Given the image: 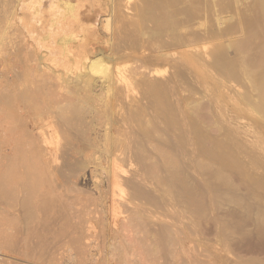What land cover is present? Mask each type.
Here are the masks:
<instances>
[{
  "label": "bare ground",
  "instance_id": "1",
  "mask_svg": "<svg viewBox=\"0 0 264 264\" xmlns=\"http://www.w3.org/2000/svg\"><path fill=\"white\" fill-rule=\"evenodd\" d=\"M0 1V5L2 4L1 6L4 8L1 10L2 8L0 7V16L6 15L4 18H7L9 13H6L8 10L5 8H8L7 6L9 5L11 6V2H13L12 4L17 3L15 2L17 0ZM116 1L119 2L116 3ZM110 2L115 5L111 7V13H107L108 16H106L104 7L102 4H98L100 7L99 13L95 16L92 23L89 20L85 21L81 16L80 9L85 5L77 6L72 3H66L65 6L71 20L74 23L77 22L79 14V21L81 22L79 26L81 28L87 26V28L93 29V35L96 37L102 38L99 31V28H102V32L107 34L108 41L112 44L111 53L108 55H105V52L99 47L89 43L85 36L81 38L83 46L80 53H74L71 47L68 46L71 41L76 40V37L72 35L71 38L60 40L64 42L67 52V57H63L60 50L54 46L56 41L53 30H58V27H56L57 22H52L47 38H39L36 35V31H39L35 23L42 22L44 18L45 8L41 0H28L25 3L19 4L18 8L20 7V9L17 11L19 17L16 13H12V16L9 15V23L11 22L14 25L16 23L23 29L26 40L23 37L22 39L25 41H22L26 43L30 42L28 50L30 52V49H32L31 55H29L33 58V62L35 61L36 50L47 52V54L44 53L42 55V58L50 55L53 59L51 65L43 63L44 65L42 66L39 63L40 68L38 69V73L46 74L43 77V82L46 83L47 90H45L44 86L39 85L35 88L19 90L8 98L5 119L13 124L12 130H16L15 132L17 133L18 130L15 128L14 123L19 122V138L16 137L15 146H13L12 150H9V152L12 151V156L6 157L8 173L0 176V197L5 201L3 206L9 207V209L12 208L14 211L16 210L19 212L17 214L19 216H13L12 220L8 219L9 217L3 214L8 209H3V206L0 204L2 206L0 209V253L10 251L11 249L9 248L13 244L15 245V243L18 245L17 240L15 243H13L14 240L11 241L13 235L10 233L11 230L14 232L16 226L17 228L20 226L18 229L23 230L27 224L26 229L27 227L30 228L29 231H27L28 229L26 230L28 239H36L37 232L36 237L29 233L31 230H40L38 227L35 229V226L38 225V222H42L40 221V218H42L40 216L43 214L44 209H46L48 197L50 195L54 196L62 188L65 189L66 184L72 179H81L83 189L77 187L80 193L75 192V195L77 194L80 200L83 199L81 195H84L85 199L87 198L86 202H84V199L82 202L80 201L83 204L86 203L87 205V201L93 202L97 206V209H92L94 212L100 209L96 213L101 212L105 214L109 212L107 210L109 207L117 215L120 206H123V202L130 204L129 206H135L134 211L137 210L138 213L128 218V224L132 226V229L134 228L135 232H139L140 237L144 233L145 242L143 241V237H141L142 239L140 238L144 243L147 241L152 242L153 240L151 241L149 238L153 239L152 237L155 236L154 238L162 239L161 241L164 246L167 236L173 239L175 238V234L172 235V233L177 232L181 236H184L185 239L189 238L191 240L190 236H193L191 242H195L197 247L194 248H198L201 245L200 229L202 228L203 221L209 217L210 221L206 219V224L208 221V224L211 226L210 231L214 236L216 234V239L214 240L218 238L219 241L217 243L219 242L218 245L220 244L221 247L220 253L216 254L215 257L211 254L212 257H210L215 260L216 264L220 262V264H227V262L229 264H264L263 260L254 259L257 255L252 257L253 259L251 257L250 259H244L243 257L233 259L231 257L232 255L234 257V253L237 256L239 250V246L237 245L238 247H235L237 250L234 252L232 248V244L234 245L235 243L234 241L239 240V242H242L240 239L247 236H251L250 238L252 239V235H254V238L257 237L256 239L258 240L264 236V34H262V37L258 32L256 33L258 35L257 38L254 36L256 28L261 30L263 27L264 29V0H111ZM251 4L253 5L250 6ZM236 5L238 8L235 7ZM56 8L59 10V6ZM56 8L54 5L50 6L49 13L53 15ZM4 11L5 14L1 15ZM12 11L16 12L15 10ZM4 18L2 19L4 20ZM2 19L0 18L2 22L0 23V27L8 23V18L4 21ZM99 21H101L100 27L97 25ZM12 24L10 30H12V26L14 27ZM6 26L4 25L0 31L7 33L4 30H9V25ZM238 28L250 29L249 32H253L252 29H254L255 32H253L252 36H250L252 34L250 32L251 34H248L249 37H245L247 34L244 32H249L244 30V32L239 31L241 34H245H243V37L246 39H243V41L237 39L238 42L235 38L234 40L237 42L233 44L231 42L233 39L231 38L236 35L234 34L235 29V33L239 35V32H237ZM18 29L19 27H17V31H19ZM2 34H0V37L3 39L5 34L1 36ZM7 35L8 33L6 34V39H4L6 41ZM25 35L22 33L21 36ZM1 38L0 41H2ZM9 38L12 37L9 36ZM4 40L3 42H5ZM44 42L49 47L44 45ZM255 45H259L260 47L257 48ZM254 46L260 50L253 49ZM232 47L236 50H234L235 52L233 49H230ZM252 49L257 52L254 54L250 53ZM228 51L233 56L237 53L236 57L230 56ZM29 52L26 53V56ZM32 53L34 54L33 57ZM30 56L28 57L29 59ZM205 56L208 59L206 60L207 63L210 62L209 68H216V73L226 76L230 83L235 81V83L243 84L242 86L245 88L240 90L241 92L243 91L242 93L237 91L232 92L230 100L234 106L233 108L229 107V110H231L230 108L234 109L238 119L241 117V114L244 115L242 117H247L249 114L250 116L251 114L255 115V118L251 116L256 123L255 128H253L254 126H250L253 128V131L249 132L251 134L246 136L243 134L244 131L241 130L244 135L243 137L249 138L248 140L246 139L249 145H246L244 142L241 143L235 137L237 134L235 136L232 134L234 132L231 131V128L228 131V123H222V125L228 126L227 132L217 126L219 124L217 121H220L219 119L222 115L219 116L217 114L219 112L216 111L220 109L219 105L222 107L223 105L227 106V104L221 103L223 102V98L220 96L221 93H219L220 95H211L213 93L209 89V87L213 86L211 82H209L211 86L205 88V90H211L208 91L210 94L207 92L211 97V102L206 99L207 104L205 103V106H208V102L219 104L218 106L216 105L218 110H212L215 107L212 108L211 106L210 110L219 117V119H216L214 116L212 118H215L216 121L214 120V122L218 123L217 125L214 123L213 126L216 125L217 129L219 128V130H222H220L221 132H225L224 134L221 133V135L219 131L216 132L214 130L215 127L210 126L212 122L208 124L207 118L202 116V112H200V110L203 111L202 106L203 109L208 111L207 107L204 108V103H201L200 99H198L201 105L198 101L194 100L197 99L196 97L200 88H197L198 91L196 92L197 84L195 83L194 92L192 89L194 85L188 80L189 77H187L189 83L186 84L189 85L191 83L192 90L188 89L190 87L186 84L184 85V74H201L202 71H209L207 69L204 70L207 68L205 66ZM28 62L32 63L30 60ZM130 62L133 64L132 67L130 66ZM26 65L27 68L25 67ZM69 65H72V70L81 72L72 74L69 71L70 73L63 75L62 72L57 73L52 69V67L58 68ZM24 67L26 68V73L24 74L28 72L31 74L27 63H25ZM192 69H195V71ZM171 70L178 73L174 74ZM18 71L15 73H20ZM211 71L212 68H210L209 74ZM47 74H56L52 78H56V81L51 82ZM192 76L194 77V75ZM216 76L218 75L216 74ZM193 77L192 81L197 80L195 77L193 80ZM198 78L202 79L201 77ZM208 80L205 81L208 82ZM217 80L215 81L214 79L215 82H218ZM199 81L198 84H200ZM184 86L188 87H186L188 91L190 90L197 95L187 96V94H193L192 92L188 93L187 89L184 90ZM201 86L198 85V87ZM242 86L240 87L242 88ZM225 88L222 87L224 92L228 87ZM232 88L235 91V88ZM228 92L230 94L229 90ZM199 95H201V91ZM203 95L205 97L208 96L207 94V96L205 94L201 96ZM204 96L201 99H204ZM196 102L201 106V109ZM226 108L228 110V106ZM221 109H223V113L226 112L224 110L225 106ZM206 111H203V114ZM209 113L211 112L209 111ZM212 115L214 114L212 113ZM226 115L223 114L222 118L226 117ZM233 116L231 112L230 117L234 120ZM227 117L229 120V116ZM222 125L220 123V127ZM32 126L34 130L38 131V135L35 136L29 130ZM237 130L236 132H238ZM240 140L242 141V138ZM246 140L243 141L246 142ZM239 155H243L246 159H240ZM70 159L74 161L71 162ZM247 159L248 161L246 162ZM2 165L0 166L1 168L3 167ZM259 171L262 172V175L253 174ZM217 182L218 184H227L230 188H223V190L219 188L221 184L217 185ZM73 188L72 186V188L66 189L64 194L70 196V193L74 192ZM226 194L231 195V199H228L230 200V204L233 205H230L229 209L226 208L228 210V217L222 216L221 213V216L215 214L218 208L221 209V200ZM60 195L59 197L62 199ZM85 195H89V198ZM73 198H75V200L73 199L74 201L78 199L75 196ZM228 199H223L224 203L227 201L226 205H229ZM69 203H66V205ZM77 203L81 205L78 201L74 203V207L77 206ZM83 204L81 205L82 209H87L88 205ZM158 206H163L164 208L172 207V212H169L174 215L176 225H169V227L159 225L157 228L156 224L148 222L150 218L153 219L155 215L153 209L159 208ZM1 210L4 211L2 212ZM92 210H90V213L88 211V215L91 212L93 213ZM125 211L123 214L126 213ZM131 212L132 214L134 213L133 208ZM171 217L173 223V216ZM90 218H87V220H91ZM22 223H26L24 227L21 226ZM204 226L203 229H205ZM129 227L124 228L123 226L124 229ZM32 231L31 233H34ZM141 231L143 233H140ZM20 233L22 232L20 231ZM16 235L15 237L18 236ZM29 236L32 238H29ZM250 238H247L249 242L251 241ZM18 239L20 238L18 237ZM157 239L154 240L157 241ZM25 240L28 243V240ZM243 240L245 242V239ZM31 241L32 244H35L34 240ZM31 241H29L30 244ZM141 241L140 243L137 242L143 245L144 243H141ZM208 241L211 240L208 239ZM262 241L261 238L258 242ZM71 242L73 244V241ZM251 242L253 243V241ZM27 243L25 245H28ZM152 243L149 244L152 246ZM154 243V246L156 245L157 247V242ZM171 243L168 242V244ZM133 244L136 245V243ZM159 245H161V242ZM65 247L64 249L68 251ZM70 247L68 248L70 249ZM29 248H32V246H29ZM160 248L158 251L161 250ZM131 250L130 252L134 251ZM11 251H13V247ZM57 251L59 252V248ZM57 251L56 253H58ZM143 251L145 252V250ZM182 251L184 252L185 250ZM133 253L135 254V252ZM231 253L230 258L235 260L232 261L234 263L228 261L226 257L227 254L229 256ZM126 254L128 253L126 252ZM134 254L131 257H134ZM150 255L151 257L153 256V254ZM42 256L44 257V255ZM123 257V260H125L126 256ZM154 257L156 258V256ZM206 257L208 258V256H204L205 259H207ZM197 258H195L196 260L193 259V264H201ZM114 260L116 259L114 258ZM128 260L131 259L129 258ZM217 260L219 261L217 262ZM165 261L164 264H172L168 259H165ZM174 262L177 261L175 260ZM215 262L212 264H215ZM66 263L69 264V262ZM120 263L124 264L123 262ZM141 263L143 262L141 261ZM48 264H50V261Z\"/></svg>",
  "mask_w": 264,
  "mask_h": 264
},
{
  "label": "rangeland",
  "instance_id": "2",
  "mask_svg": "<svg viewBox=\"0 0 264 264\" xmlns=\"http://www.w3.org/2000/svg\"><path fill=\"white\" fill-rule=\"evenodd\" d=\"M13 1V0H12ZM19 1V2H18ZM28 0H17V1H15V2H17V3H14V4H18L17 5V7H15L16 5H14V4H12L13 2H11V6L9 5V6H7L8 8H5L6 10H8V12L6 11V13H9V15H11L12 13L14 14V13H16V15L19 17V13L17 12V11H19V9H20V7L18 8V6H19V4H22V3H25V2H27ZM42 1V3H43V7L45 8V13H44V18H43V21L42 22H36L35 23V26H36V28L38 29V31L39 32H37L36 31V35H38L39 36V38H41V39H43V38H47L48 37V35H49V33L50 32H48L49 31V29H50V27L52 26V22H57V25H56V27H58V30H53V34H54V38H55V41H56V43H55V47L57 48V49H59L60 50V52H61V54L63 55V57H67V52H66V48H65V44H64V42H62V41H60V40H65V39H68V38H71L72 37V35H74L73 37H76V40L75 41H71L70 42V44H68V46H70L71 47V50L74 52V53H80V51H81V48H82V46H83V42H81V38L82 37H86V39H87V41H89V43H92V44H94L95 46H97V47H99L100 49H102L104 52H105V55H108V54H110L111 53V43L108 41V37H107V34L105 33V32H102L103 30H101L102 28H99V31H100V34H101V36H102V38H98V37H96L95 35H93V29H89V28H87V26H84L83 28H81L80 26H79V24H81V22L79 21V14H78V20H77V22H73L72 20H71V18H70V15L68 14V12H67V9H66V3H72V4H75V5H77V6H82V5H85V6H82V8L80 9V12H81V16H82V18L86 21V20H89V22L90 23H92L93 22V19L95 18V16L99 13L98 11H99V9H100V7L98 6V4H102V6L104 7V10H105V12H106V16H108V14H110L111 13V11H112V8L111 7H113V6H115L114 4H112V2H110L109 0H82V2L84 3H82L81 2V0H41ZM1 2V1H0ZM81 2V3H80ZM119 1H116V3H118ZM133 3H135L134 1H133ZM250 3H252V2H250ZM81 4V5H80ZM2 5V4H1ZM0 5V7L2 8L1 10H3L4 8L2 7ZM13 5V6H12ZM52 5H54V7L56 8L57 6H59V10L56 8L55 9V11H54V14L52 15V14H50L49 13V8H50V6H52ZM253 4H251L250 6H252ZM10 7V8H9ZM15 7V8H14ZM236 8H238L237 7V5L235 6ZM248 7H249V4H248ZM11 8H14V9H11ZM1 10H0V13H1ZM12 10H15L16 12H14V11H12ZM236 10H238V9H236ZM10 11V12H9ZM126 12V11H125ZM3 13V12H2ZM108 13V14H107ZM5 14V11H4V13L3 14H1V15H4ZM47 14V15H46ZM126 14H127V12H126ZM125 14V15H126ZM9 15H7V18H4L5 16H0V18L2 19V18H4V20L5 19H7V22L9 23ZM124 15V16H125ZM12 16V15H11ZM10 16V17H11ZM21 16L23 17V15L21 14ZM105 16V17H106ZM128 17V16H127ZM130 18V17H129ZM52 19H53V21H52ZM102 19V18H101ZM3 19H2V21H4ZM100 20V19H99ZM6 22V21H5ZM100 22L101 21H99L98 23H97V25L100 27ZM0 23H2L1 22V20H0ZM5 23V24H3V26L5 25V27H7L6 25H9L8 26V29L9 30H7V29H5V27H4V31H7V33H8V35L10 36V37H12V38H9V36L7 35V41L6 40H4V39H6V32L4 33L3 31L1 32L0 31V34H2L1 36H3L4 34H5V37L3 36V39L1 38V40L2 41H0V166H1V164H3L2 166V168L0 167V176H2V175H4L5 173H8V167L6 166V162H7V156H12V151L11 152H9V150H12V148H13V146H15L14 144H15V141H16V137H18L19 138V122H17V123H14V125H15V128H17V130H18V133L17 132H15V131H13L12 129H13V124L12 123H10L9 121H7L6 119H5V115L7 114V104H8V98H9V96H11L13 93H15V92H17V91H19V90H24V89H26V88H35L36 86H39V85H42V86H44V88H45V90H47V86H45V82H43V77L46 75V74H39L38 73V69L40 68L39 67V63L43 66L44 64L45 65H51L52 63H51V61H52V57L50 56V55H48L47 57H45V58H42L43 56V54L45 53V54H47V52L46 51H43V52H39L38 50H36L35 51V53H34V51H33V53L35 54V61L33 62V58H31V51H32V49H30V52H29V43L30 42H23V41H25L26 40V35H25V33H24V31H23V29L18 25V24H16L15 22V25L14 24H12L11 22V24L12 25H14V27L12 28L11 27V29L12 30H10V26H11V24L9 23ZM49 25V26H48ZM78 25V26H77ZM116 25V24H115ZM114 25V26H115ZM1 26H2V24H1ZM2 26V27H3ZM2 27H0V29H2ZM15 27H16V30H15ZM17 27H19V31H17ZM95 27V26H94ZM96 28V27H95ZM14 29V30H13ZM237 29V28H236ZM236 29L234 30V34H236L235 36H233L231 39H235L236 38V40L238 39L239 41H243V39H246V38H244L243 37V34L245 33V34H247L245 37H249V35L248 34H251L250 36H252L253 35V32H255V30H256V32L254 33L255 35L254 36H256V38H257V36L258 35H256V33H258L259 32V35H261L262 36V34H264L263 32H264V29H263V27L261 28V30H263L262 32H261V30H259V29H252L253 30V32H249V30H245V29H239V30H237V32H239V31H242V32H244V31H248L249 33H246V32H244V33H242L241 34V32H239V35H237L238 33H235V31H236ZM20 30H22L21 32L23 33V35H25V36H21L22 35V33L20 32ZM244 30V31H243ZM9 31V32H8ZM12 32V33H11ZM55 32V33H54ZM104 33V34H103ZM11 34V35H10ZM13 34V35H12ZM244 34V35H245ZM21 36V37H20ZM253 36V37H254ZM24 37V38H23ZM260 37V36H259ZM263 37V36H262ZM14 38V39H13ZM18 38H20V39H18ZM25 39V40H23V39ZM242 38V39H241ZM255 38V37H254ZM12 39V40H11ZM230 39V40H231ZM3 40L5 41V42H3ZM23 40V41H22ZM233 40H231V42L234 44L235 42H237V41H235L234 40V42H233ZM60 41V42H59ZM238 41V42H239ZM25 43H26V45H25ZM225 44H228V43H225ZM44 45H47V47H49L48 46V44H45V42H44ZM224 45V44H223ZM255 46H257V48L258 47H260L259 45H255ZM255 46L253 47V49L255 48ZM211 47V46H210ZM257 48H255V50L257 49ZM230 49H233V51L235 50L233 47L232 48H230ZM253 49L251 50V52L250 53H255V52H257V51H259L260 49H257V51H253ZM35 50V49H34ZM231 51V50H230ZM230 51H228V54L230 55ZM236 51V50H235ZM234 51V52H235ZM27 52H29L28 53V55L30 56V59L28 58L29 56L27 55L26 56V53ZM32 53V57H33V54ZM231 53H233L232 51H231ZM235 54V53H234ZM237 54V53H236ZM235 54V55H236ZM233 56V54L232 55H230V56H232L233 58L234 57H236V56ZM27 58H26V57ZM41 58V59H40ZM205 61L206 60H208L207 59V56H205ZM24 59V60H23ZM39 59H40V61H39ZM31 61L32 63L30 64V62H28V61ZM47 61V62H45V61ZM211 61V60H210ZM23 62V63H22ZM209 62V61H208ZM25 63H27L28 64V70L29 71H31V74H30V72H28L27 74H24V73H26V68H27V65L24 67V65H25ZM44 63V64H43ZM132 63H134V62H132ZM130 64H131V62H130ZM129 63H128V65H130ZM179 64H180V62H179ZM179 64H177V66L179 65ZM206 65L205 66H207V68H205L204 70H206L207 69V71L208 72H206V71H202L201 72V74H182L184 77V85L186 84V83H189V81H191V83H192V85H194L193 86V91L195 90L194 88H195V85L197 86L196 87V89L197 88H200V91H201V95L202 94H207L208 96H209V92L208 91H211V95H213V96H215V94L216 95H220L219 93H221V97L223 98V102H221L222 104H227V106H228V110H227V106L226 105H223L222 107H221V105H219V107H220V109L221 108H224V106H225V109L224 110H226V112H224L223 113V109H217L216 107L218 106L217 104H212V103H209V102H211V100H210V96L208 97L207 95V97H205L204 95V99H201V98H203V96H201V95H199V93H200V91H198V89L196 90V92L198 91V95H197V99H194L195 101H198V99H200V102L201 103H204V108L205 107H207V110L208 111H206L205 109H203V106H202V110L203 111H206V112H204V114H206V115H204L203 114V111H201L200 110V112H202L201 114H202V116H204V117H206L207 118V120H208V124H210L211 122H212V124H210V126H213V124L215 123L214 122V120L216 121V119H219V117H218V115L220 116V115H222L223 116V114L224 115H226V114H228V115H226V117L224 116L223 118H225V119H223L222 118V116L220 117V121H217L215 124L217 125V126H219V128H222V130L223 131H226L227 130V128H228V126H229V128H228V131H230L229 129L231 128L232 130V132H234V133H232L234 136L237 134V135H239V136H235L236 138H238V140L242 143V142H244V143H246V145H249L248 143H247V140L249 139V138H244L243 136L244 135H246V136H248V135H250L251 133H249V132H251V131H253V128H255V126H256V123L254 122V119L253 118H255L254 116L255 115H252L251 114V116L253 117H251L250 116V114H249V116H247V117H242V116H244L243 114H239L241 117L238 119V117L236 116L237 114L234 112V109H232L233 108V102L230 100V95H232L234 92H240V93H242L240 90H243V89H245L242 85L243 84H241V83H238V82H236L235 83V81H233L232 83H230L228 80H227V78H226V76H224V75H222V74H219V73H216L217 72V69L216 68H213V67H210V68H212V71H211V73L210 74H212L214 71V73L212 74V75H210L209 74V72H210V68L208 67V65L210 64V62L209 63H207V61H206V63H205ZM132 65L133 64H131L130 66L132 67ZM134 65H135V63H134ZM136 65H138L137 63H136ZM20 66V67H19ZM22 66V67H21ZM30 66V67H29ZM15 67V68H14ZM133 67H136V66H133ZM178 67H180V65L178 66ZM25 68V69H24ZM23 69V70H22ZM52 69L55 71V72H62V74L63 75H67L68 73H70V72H72V74H78V73H80L81 71H75V70H72L73 68H72V65H69V66H63V67H58V68H54V67H52ZM213 69H215L214 71H213ZM19 70V71H18ZM22 70V71H21ZM27 70V71H28ZM193 71H195V69H192ZM20 72V73H15V72ZM25 71V72H24ZM34 73H33V72ZM70 71V72H69ZM74 71V72H73ZM22 72H23V75H22ZM82 72H84V70H82ZM171 72L172 73H174V74H177L178 72L177 71H174V70H171ZM177 72V73H176ZM204 72H205V75H206V73H208L206 76L204 75ZM215 74V75H214ZM216 74L218 75V76H216ZM20 75V76H19ZM48 75V78H49V80L51 81V82H53V81H56V78H54V79H52L53 77H55V75L56 74H47ZM187 75V76H186ZM192 75H194V77L197 79V80H194V77L192 76ZM197 75H199V76H197ZM211 76V77H209V76ZM222 75V76H221ZM17 76H19V77H17ZM185 76H186V78H185ZM22 79H21V78ZM66 77V76H65ZM169 77V76H168ZM187 77H191L190 79L188 78V80H187ZM192 77H193V80L194 81H192L191 79H192ZM198 77H201L202 79H205V80H207V79H209L208 80V82L207 81H205V80H202V79H200V78H198ZM215 77V78H214ZM220 77V78H219ZM19 78H20V80H19ZM46 79H47V77H45ZM210 79H212L211 81H210ZM214 79H215V81H216V79H218L217 81L219 82L220 81V85L218 84V82H215L214 81ZM221 79H222V81H221ZM224 79V80H223ZM48 80V79H47ZM187 82H186V81ZM200 80V81H199ZM197 81V82H196ZM198 81L200 82V84L202 83V84H204V85H200V84H198ZM212 81H214V82H212ZM207 82V83H206ZM209 82H211V83H209ZM221 82H222V84H224L223 86H222V84H221ZM228 82V83H227ZM183 83V82H182ZM182 83H181V86H182ZM190 83V84H191ZM196 83V84H195ZM209 83V84H208ZM217 84V86H216V84ZM231 84V86H230V84ZM187 85V86H189L190 88H188L187 86H184V90L185 89H191V86L192 85ZM213 85V86H211V85ZM232 84H234V85H232ZM236 84V85H235ZM198 85L199 86H201V87H198ZM208 85V86H207ZM204 86V87H203ZM207 86V87H206ZM209 86H211V88L209 87ZM221 86V87H220ZM240 86H242V88L240 87ZM187 87V88H186ZM209 87V89H211V90H208V89H206L205 90V88H208ZM217 87V88H216ZM222 87L223 88H225V87H228L227 88V90L224 92L223 91V89H222ZM232 87H234L235 88V91H233L234 89L232 88ZM182 88H183V86H182ZM212 88H214V89H212ZM215 88H216V92H215ZM219 88V89H218ZM188 89L186 90L188 93L190 92H192V91H188ZM191 89V90H192ZM217 89H218V91H217ZM226 89V88H225ZM224 89V90H225ZM237 89V90H236ZM204 90V91H203ZM228 90L230 91V94H229V92H228ZM239 90V91H238ZM185 91V92H186ZM204 93H203V92ZM195 92V91H194ZM194 92H192V94L193 95H191V94H187V96H194L195 94H194ZM206 92V93H205ZM209 94H208V93ZM233 92V93H232ZM218 93V94H217ZM224 94H226V96H224L223 97V95ZM184 96H186V95H184ZM195 97H193V98H195ZM221 98V99H222ZM206 99H207V101H209L208 102V106H205V103H206ZM202 100V101H201ZM204 101V102H203ZM229 103H228V102ZM231 101V102H230ZM199 102V101H198ZM199 102V103H200ZM197 103V102H196ZM200 103V104H201ZM207 104V103H206ZM229 104H230V106H229ZM231 104H232V106H231ZM197 105H199L198 103H197ZM202 105V104H201ZM217 105V106H216ZM212 108H214V109H212V110H218V111H216V112H219V113H214L212 110H210L211 109V107ZM199 107H200V109H201V106L199 105ZM210 107V108H209ZM229 107H232V108H230L231 110H229ZM209 108V109H208ZM209 111L211 112V113H209ZM208 112V113H207ZM221 112V113H220ZM231 112H232V116L236 119V121H235V119L233 120L232 119V117H230L231 116ZM233 112H234V114H233ZM212 113L214 114V115H212ZM215 114H216V116H215ZM209 116V117H208ZM216 117V119L215 118H212V117ZM227 116H229V120H231V121H229L228 120V117ZM203 117V118H204ZM211 117V118H210ZM227 118V119H226ZM249 119V120H248ZM224 120H226V121H224ZM241 120H244V121H241ZM222 121V122H221ZM227 121H229V122H227ZM224 122H226L225 124H227V125H222V123H224ZM233 122V123H232ZM236 124H235V123ZM247 122H249V123H247ZM220 123H221V127H220ZM246 123H247V125H246ZM252 123H253V125H252ZM232 124V125H231ZM243 124V125H242ZM213 126V127H215V129L214 130H216V132H220V135H221V133H225V132H221L220 130H219V128L217 129V126ZM235 125H237V126H235ZM224 126V127H223ZM225 126H227V127H225ZM249 126V127H248ZM250 126H254L253 128L252 127H250ZM242 127H244V128H242ZM234 129V130H233ZM237 129H239V130H237ZM244 129H246V130H244ZM251 129V130H250ZM30 131H32L33 132V134L36 136V135H38V131H36V130H34L33 129V126L31 127V129H29ZM34 130V131H33ZM236 130L238 131V132H236ZM241 130L242 131H244V133L243 132H241ZM11 131V132H10ZM13 132H14V134H13ZM36 132V133H35ZM227 132V131H226ZM240 132V133H239ZM247 132V134H245ZM12 133V134H11ZM231 133V132H230ZM244 135H243V134ZM249 133V134H248ZM218 134V133H217ZM219 135V134H218ZM239 137H241L242 138V141L240 140L241 138H239ZM247 139V140H246ZM243 140H246V142L245 141H243ZM243 143V144H244ZM13 144V145H12ZM249 147V146H248ZM249 148H251V147H249ZM239 158L240 159H246V157H244L243 155H239ZM263 160H264V158H263ZM70 161L72 162V161H74L73 159H70ZM248 161V159L246 160V162ZM1 169H2V171H1ZM257 171V170H256ZM264 172V171H263ZM253 174H257L258 176L259 175H262V172L261 171H259V172H255V173H253ZM256 175V176H257ZM264 175V174H263ZM227 176V175H226ZM206 177H208V176H206ZM69 182H71V183H69ZM68 182V184H66V186H65V189L64 188H62L61 190H59L58 191V193L56 194H54V196L53 195H50L49 197H48V201H47V203H46V206L48 207H46L45 206V208L46 209H44V211H43V214H41V216L40 217H42V218H40V221H42V222H38V225H36L35 227V229H37V227L40 229V230H33L34 231V233H31V231H30V235L31 234H33L35 237H36V235H37V237H36V239L34 238H32V237H34L33 235H32V237H30L29 236V238H32V239H28V234H26V232L27 231H29V227H27V229H26V226H27V224L26 223H22V227H24L25 226V224H26V226L24 227V229L23 230H19L18 228L20 227L19 225L21 224H19L18 226V228H17V226L15 227V229H14V232H13V230H11L10 231V233H11V235H13L12 237H11V241L12 240H14L13 241V243H15V241L17 242V244L18 245H16V243H15V245L13 244V246H11V248H9V249H11L12 250V247H13V251H4V252H1L0 254V264H48L49 263V261H50V264H68V263H66V262H69V264H118V263H120V262H123L124 264L126 263V264H130V263H132V264H134L135 262V264H164L166 261H165V259H168L172 264H190V263H192L193 264V259L194 260H196L195 258H197L198 256H199V258H197V260L202 264V262H203V264H212V263H214L215 262V260L213 259V261H212V259L210 258V257H212V256H216V254H218V253H220V244L218 245V243H217V241H219V239L217 238V240H214V239H216V234H215V236L213 235V233L210 231V224H208V221H207V224H206V219H208L209 221H210V218L208 217V218H206L204 221H203V224H202V228L200 229V236L202 237V239H201V237H200V240H201V245H199V247L198 248H194V247H197L196 246V244H195V242H191L192 240H193V236H190L191 237V240L189 239V238H186L185 239V237L184 236H181L180 234H178L177 232V234L176 233H172V235L173 234H175L174 235V237L175 238H173L174 239V241H172L173 239H171L172 237H170L169 238V236H167V241L168 242H172L173 243V246H172V243L171 244H168V242L165 240V245H170V246H163V244H162V239H160L159 240V238L157 239V238H154V237H152L153 239H151V237L149 238L153 243L154 242H157L156 244H157V247H156V245L154 246V244L152 243V242H149V241H147L146 243H144L145 241V239H144V236H143V232L141 231L140 233H143L142 235H141V237H143V241H141L140 240V234H138L139 232H135V230H134V228L132 229V226H130L128 223H129V220H128V218L130 217V216H133L134 214H137L138 213V211L137 210H135V211H137V212H135L134 211V208H135V206H129L130 204H127V203H125V202H123L122 203V207L120 206V208H119V210H118V212H117V215H115L110 209H109V207L107 208V210L109 211V212H106L105 214H102L101 212L99 213H96L97 211H99L100 209H98V210H96L95 212L93 211V210H95V209H97V206H95V204H93V202H89V201H87L88 202V206L86 205V203H81L82 201H83V199L85 200L84 202H86V199L84 198V195L82 196L81 194V198L83 197V199H81L80 200V197L78 196L77 197V194L75 195V192L77 193V192H79V189H83V185H82V181H81V179H79V180H71V181H69ZM79 182H81L80 184H77V183H79ZM221 184V185H220ZM217 185H220L219 186V188H221V189H223V188H226V189H229L230 187H228V185L226 186L225 184H222V183H219L218 184V182H217ZM72 186L74 187L72 190H74V192L72 193H70V196L67 194V195H65L64 193V191L66 190V189H69V188H72ZM224 186V187H223ZM79 187H81V188H78ZM78 189V190H77ZM224 190V189H223ZM242 192V191H241ZM80 193V192H79ZM79 193H78V195H79ZM244 193V192H243ZM60 194H62V195H60ZM56 195H57V198H56ZM59 195L60 196H62V199H61V197H59ZM53 196V197H52ZM66 196V197H65ZM76 197V199H77V201H74L75 200V198H73V197ZM86 197L88 196V198H89V195H85ZM226 196V197H225ZM228 196V197H227ZM224 198L223 199H231L230 197H231V195L229 196V194L227 195H224L223 196ZM56 198V199H55ZM71 198V199H70ZM0 199H1V197H0ZM53 199V200H52ZM60 199H61V201H60ZM69 199V200H68ZM74 199V200H73ZM223 199L221 200V209H219L218 208V210L217 211H215V214H218V215H220L221 216V214H222V216H226V217H228V210L227 209H229V207H230V205H232V204H230V200L228 199V203H229V205H226L227 204V201H225V203H224V201H223ZM70 200H72V201H70ZM89 200V199H88ZM53 201V202H52ZM56 201V202H55ZM63 201V202H62ZM66 201V202H65ZM79 201V203H81V205L83 204V205H86L87 207V209H82L83 207L81 206V205H78V203H77V206L76 207H74L75 206V204L74 203H76V202H78ZM81 201V202H80ZM51 202V203H50ZM69 202H71V203H69ZM3 203H5V201H3L2 199L0 200V204L3 206ZM61 203V204H60ZM64 203V204H63ZM66 203H69V204H67L66 205ZM110 203V202H109ZM109 203H108V205H109ZM224 204V205H223ZM5 205V204H4ZM50 205H51V207H50ZM72 207H71V206ZM127 207H126V206ZM2 206H0V209H1V207ZM89 206H90V208H89ZM224 206H226V207H224ZM233 206V205H232ZM70 207H71V209H70ZM129 207H130V209H129ZM159 208H157V210H155V209H153V213L155 214L154 215V217H153V219H151L150 218V220H148V222H150V223H152V224H156L157 225V228H158V226L160 225H162V227H169V225L170 226H172V225H176V223H175V221H174V215L173 214H171L170 212H172V207L170 208H164L163 206H158ZM164 208V209H161V208ZM85 208V207H84ZM89 208V209H88ZM128 208V209H127ZM132 208H133V214H132V212H131V210H132ZM146 208H148V207H146ZM227 208V209H226ZM3 209H8V211L6 210L5 211V213L7 212V214H5L2 210V212H3V214L6 216H8L9 218L8 219H11V218H13V216L15 217H18L19 215H17V214H19V212H17L16 210V212L11 208V209H9V207L7 208V206L5 207V206H3ZM93 209V210H92ZM127 209V210H126ZM160 209V210H159ZM168 209V210H167ZM170 209V210H169ZM48 210V211H47ZM79 211V212H77V211ZM90 210H92L93 211V213L95 214H93L92 212H91V214H89L88 215V211H89V213H90ZM106 210V211H107ZM126 212V213H124L123 214V212L124 211ZM140 210V209H139ZM164 210V211H163ZM220 210V211H219ZM223 210V211H222ZM155 211V212H154ZM170 211V212H169ZM225 211V212H224ZM80 212H81V214H80ZM86 212V213H85ZM75 213V214H74ZM128 213V214H127ZM157 213H158V215H157ZM221 213V214H220ZM74 214V215H73ZM82 214H83V216H82ZM86 214V215H85ZM130 214H132V215H130ZM166 214V215H165ZM46 215V216H45ZM79 215H81V216H79ZM93 215V216H92ZM101 215V216H100ZM157 215V216H156ZM160 215V216H159ZM84 216H86V217H84ZM95 216V217H94ZM156 216V217H155ZM167 216V217H166ZM171 216H173V223H172V217ZM91 217V218H90ZM92 217H94L93 219H92ZM164 217V218H163ZM166 217V218H165ZM7 218V217H6ZM87 218L89 219H91V220H87ZM127 218V219H126ZM16 219V218H15ZM87 221H85V220ZM12 220V219H11ZM83 220V221H82ZM123 220V221H122ZM126 220V221H125ZM151 220H152V222H151ZM157 220V221H156ZM86 223H85V222ZM118 221V222H117ZM154 222V223H153ZM158 222V223H157ZM205 222V223H204ZM88 223V224H87ZM124 223V224H123ZM28 224H29V222H28ZM41 224V225H40ZM85 224V225H84ZM125 224H126V227H129V228H127V229H124V228H126L125 227ZM151 224V225H152ZM164 224H167V225H164ZM30 225V224H29ZM82 225V226H81ZM124 226V228H123V226ZM128 225V226H127ZM205 225V226H204ZM206 225H208V226H206ZM42 226V227H41ZM88 226V227H87ZM203 226H204V228L205 229H203ZM21 227V228H22ZM34 227V226H33ZM89 227H91V228H89ZM152 227H153V225H152ZM209 229H208V228ZM131 228V229H130ZM156 228V227H155ZM79 229V230H78ZM82 229H84V230H82ZM89 229V230H88ZM122 229L124 230L123 232H122ZM129 229V230H128ZM18 231V232H16V231ZM27 230V231H26ZM128 230V231H127ZM138 230V229H137ZM208 230V231H207ZM20 231L22 232V233H20ZM32 231V232H33ZM41 232V234H40V232ZM114 231V232H113ZM121 231V232H120ZM127 231V232H126ZM36 232H37V234H36ZM16 233H17V235H16ZM19 233V234H18ZM123 233H125V235H123ZM129 233H131V234H133V235H128ZM137 233V234H136ZM203 233V234H202ZM206 233V234H205ZM209 233V234H208ZM22 234V235H21ZM23 234H25V235H27L26 237H25V235H23ZM134 234H136V235H134ZM211 234H212V237H211ZM15 235L17 236V237H15ZM20 235L22 236V239H21V237H20ZM119 235V236H118ZM207 235V236H206ZM252 235V234H251ZM42 236V237H41ZM117 236V237H116ZM133 236V237H132ZM139 236V237H138ZM254 235H252V239L254 238L253 237ZM13 237H15V238H13ZM18 237L22 240H20V239H18ZM127 237H128V239H129V241H128V239H127ZM134 237H135V240H134ZM136 237H138V238H136ZM210 239L211 241H213V242H211V241H208V239ZM251 236H247V237H245V238H243V239H245V242H244V240L243 239H240V241L242 240V242H239V240H236V241H234L235 243H234V245L232 244V248L234 249V252H236L235 250H237V249H235V247L237 248L238 246H239V250L241 251H239L238 250V255L237 256H235V253H234V257H233V255H232V253L228 256V254L226 255V257H227V260L228 261H231V263H234V262H232V261H235V260H233V259H237L236 257H243L244 259H247V258H249L250 259V257L252 258V257H254L255 255H257V256H255L254 257V259H261V260H263L264 261V236L263 237H260L258 240L256 239L257 237H255L253 240L250 238ZM27 239L28 240V243H27V241L25 240V239ZM41 238H42V240H41ZM77 238V239H76ZM205 238V239H204ZM212 238H213V240H212ZM247 238H250V240L251 241H253V243L250 241L249 242V239L247 240ZM262 238V242H258V241H260V239ZM130 239H131V241H133V242H131L130 241ZM141 241V243L143 242L144 244L143 245H147V246H143L142 244L140 245L139 243H140V241ZM142 239V238H141ZM157 239V241H155V240ZM170 239H171V241H170ZM10 240V239H9ZM26 242H25V241ZM31 240H34L35 242V244H32V241ZM41 240V241H40ZM68 240V241H67ZM84 240V241H83ZM91 240V241H90ZM123 240V241H122ZM147 240V239H146ZM159 240V241H158ZM164 240V239H163ZM177 241V243H175L176 241ZM29 241H31V244L29 243ZM59 241V242H58ZM71 241H73V244H72V242ZM77 241H79V242H77ZM119 243H118V242ZM126 241V242H125ZM136 241V242H135ZM139 243H138V242ZM214 241H216L215 243H214ZM238 241V242H237ZM254 241H257V242H255L254 243ZM25 242V243H24ZM64 242V243H63ZM71 242V243H70ZM125 242V243H124ZM160 242H161V245H159L158 246V244H160ZM166 242H167V244H166ZM12 243V242H11ZM28 244L29 246H32V248H29V246L28 245H25V244ZM55 243V244H54ZM58 243V244H57ZM123 243H124V245H123ZM126 243H127V245H126ZM133 243H136V245L135 244H133ZM149 243H152V246L149 244ZM194 243V244H193ZM37 244V246H35ZM60 244V245H59ZM63 244V245H62ZM64 244H66L65 246H64ZM70 244V246H68ZM116 244H118V245H116ZM179 244V245H178ZM183 244V245H182ZM260 244H262V245H260ZM34 245V246H33ZM38 245H39V247H38ZM90 247H89V246ZM138 245V246H137ZM208 245H209V247H208ZM238 245V246H237ZM15 246V247H14ZM21 246V247H20ZM42 246V247H41ZM45 246V247H44ZM57 246V247H56ZM63 246V247H62ZM116 246V247H115ZM121 246V247H120ZM124 246H126V248H124ZM129 246V247H128ZM130 246H131V248H130ZM133 246V247H132ZM177 248H176V247ZM182 246V247H181ZM217 246V247H216ZM20 247V248H19ZM34 247V248H33ZM62 247V248H61ZM64 247L66 248V249H68V251L67 250H65L64 249ZM68 247H70V249L68 248ZM115 247V248H114ZM139 247V249L137 250V248ZM142 247V248H141ZM144 247H145V249H144ZM151 247V248H150ZM155 247V248H154ZM160 247H165V248H160ZM171 247H172V249H171ZM183 247H185V248H183ZM219 247V248H218ZM246 247V248H245ZM19 248V249H18ZM29 248V249H28ZM57 248V249H56ZM58 248H59V252L57 251L58 250ZM114 248V249H113ZM117 248V249H116ZM119 248V249H118ZM121 248V249H120ZM123 248V249H122ZM129 248V249H128ZM156 248H158V249H156ZM159 248L161 249L160 251H158L159 250ZM17 249V250H16ZM35 251H33V250ZM91 249V250H90ZM134 250V251H132V250ZM145 250V252L143 251V250ZM153 250V251H151V250ZM164 249V250H163ZM170 249V250H169ZM179 249V250H178ZM189 251H188V250ZM200 251H199V250ZM205 249V250H204ZM206 249H208V250H206ZM119 250V251H118ZM122 250V251H121ZM124 250H125V252H124ZM130 252V250L132 251V252H130V253H132V254H134L133 252H135V254H134V257H131V256H133L132 254H130L128 251ZM141 250V251H140ZM146 250H147V252H146ZM181 250H185L184 252L182 251L181 252ZM198 250V251H197ZM245 250V251H244ZM17 251H19V252H17ZM33 252L34 253V255H33V253H31V252ZM45 251V252H44ZM54 251V252H53ZM56 251L58 252V253H56ZM62 251V252H61ZM74 251V252H73ZM94 251V252H93ZM121 251V252H120ZM148 251H149V253H148ZM205 253H204V252ZM208 251V252H207ZM251 251V252H250ZM12 252V253H11ZM23 252H24V254H23ZM43 252V253H42ZM68 252V253H67ZM88 252V253H87ZM91 252V253H90ZM117 252H118V254H120V255H118L117 254ZM123 252H124V254H123ZM126 252L128 253V254H126ZM141 252V253H140ZM142 252H143V254H142ZM152 252V253H151ZM154 252H159V253H154ZM164 252V253H163ZM166 252V253H165ZM198 252V253H197ZM201 252V253H200ZM210 252H212V253H210ZM240 252V253H239ZM249 252H250V254H249ZM35 253H36V255H35ZM40 253V254H39ZM138 253V254H137ZM146 253V254H145ZM148 253V254H147ZM188 253V254H187ZM202 253H204V254H202ZM21 254V255H20ZM23 254V255H22ZM69 254V256H67ZM130 254V256H128ZM150 254H153V256L151 257V255ZM159 254V255H158ZM182 254H184V255H182ZM202 255V257H201V255ZM207 254H210V255H207ZM211 254H213L212 256H211ZM224 254V253H223ZM245 256H244V255ZM38 255V256H37ZM40 255V256H39ZM41 255H44V257L46 258H44L43 256L41 257ZM65 257H63V256ZM90 255V256H89ZM94 255V256H93ZM111 255V256H110ZM115 255H117V256H115ZM126 256L125 257V260H123L124 259V257L123 256ZM136 255V256H135ZM150 255V256H149ZM180 255V256H179ZM232 255V256H231ZM240 255V256H239ZM37 258H35V257ZM47 256V257H46ZM51 256V257H50ZM71 256H73V257H71ZM75 256V257H74ZM113 256H115V257H113ZM119 256H121L120 257V259H119ZM128 256V257H127ZM149 256V257H148ZM154 256H156V258L154 257ZM189 256V257H188ZM191 256H192V258H191ZM197 256V257H196ZM204 256H208V258L207 259H205L204 258ZM230 256L233 258H230ZM247 256V257H246ZM260 258H259V257ZM50 257V258H49ZM68 257V258H67ZM70 257V258H69ZM113 257V258H112ZM137 257V258H136ZM182 257H185V258H182ZM195 257V258H194ZM49 260H48V259ZM91 258V259H90ZM93 258V259H92ZM106 258V259H105ZM114 258L116 259V260H114ZM118 258V259H117ZM122 258V259H121ZM126 258H127V260H126ZM131 259V260H128V259ZM175 258H177V259H175ZM191 258V259H190ZM201 258V259H200ZM230 258V259H229ZM45 259V260H44ZM53 259V260H52ZM73 260V262H71V260ZM90 261H89V260ZM103 259V260H102ZM135 259V260H134ZM137 259V260H136ZM140 259V260H139ZM180 259H181V261H180ZM187 259V260H186ZM232 259V260H231ZM253 259V258H252ZM251 259V260H252ZM69 260V261H68ZM92 260V261H91ZM118 260V261H117ZM122 260V261H121ZM177 261V262H174V261ZM45 261V262H44ZM47 261V262H46ZM102 261H103V263H102ZM115 261V262H114ZM132 261H134V262H132ZM141 261L143 262V263H141ZM169 261H168V263H169ZM182 261H184V262H182ZM202 261V262H201ZM219 260H217V262H218ZM237 261V260H236ZM62 262V263H61ZM87 262V263H86ZM100 262V263H99ZM110 262V263H109ZM114 262V263H113ZM118 262V263H117ZM128 262V263H127ZM130 262V263H129ZM140 262V263H139ZM208 262V263H207ZM221 263V262H220ZM219 263V264H220ZM121 264V263H120ZM215 264H216V262H215ZM218 264V263H217ZM227 264H229L228 262H227Z\"/></svg>",
  "mask_w": 264,
  "mask_h": 264
}]
</instances>
